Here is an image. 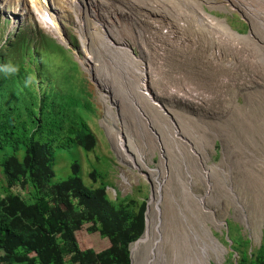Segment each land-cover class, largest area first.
Segmentation results:
<instances>
[{
  "label": "rangeland",
  "instance_id": "obj_1",
  "mask_svg": "<svg viewBox=\"0 0 264 264\" xmlns=\"http://www.w3.org/2000/svg\"><path fill=\"white\" fill-rule=\"evenodd\" d=\"M48 1L69 48L47 32L25 0H0V45L22 26L44 32L63 48L66 58L78 64L77 85L83 80L90 92L95 114L87 123L96 147L88 155L78 152V160L74 154H61L55 181L64 180L77 160L85 184L97 185L89 176L96 169L107 174L111 200L131 194L137 202L148 203L149 209L153 181L161 179L157 192L162 204L155 217L161 245L155 264L174 263L181 244H193L192 234L203 230L223 249L218 264H224L233 252L228 222L238 229L234 235L250 241L248 253L258 248L264 231V0ZM238 4L259 14L262 23L254 27L236 9ZM200 9L224 21L231 32L217 22L206 25L199 18ZM124 45L141 62H128ZM116 48H121L120 54ZM87 59L96 66L97 75L86 71ZM54 61L60 64L64 58ZM142 72L148 73L153 96L186 145L170 141L167 122L144 101L136 103L158 133V142L149 136L153 129L145 128L146 119L133 108L120 109L128 91L137 89L129 85L138 84ZM101 92L112 93L117 121L105 116ZM109 126L129 134L140 150L135 155L144 156L146 168L137 160L130 165L121 158ZM7 154L0 153V160ZM12 190L26 193L19 185ZM146 252L142 250L136 264H146ZM209 256V264H216L210 251ZM232 256L235 262L236 253Z\"/></svg>",
  "mask_w": 264,
  "mask_h": 264
},
{
  "label": "trees",
  "instance_id": "obj_2",
  "mask_svg": "<svg viewBox=\"0 0 264 264\" xmlns=\"http://www.w3.org/2000/svg\"><path fill=\"white\" fill-rule=\"evenodd\" d=\"M78 75V64L36 28L22 26L0 45V153L8 152L0 160V264H131L146 203L131 194L111 200L107 174L96 169L89 176L97 185L85 184L77 155L96 147L87 123L95 108ZM65 153L77 160L55 181ZM227 228L233 252L224 264H264V231L248 253L250 241Z\"/></svg>",
  "mask_w": 264,
  "mask_h": 264
},
{
  "label": "bare ground",
  "instance_id": "obj_3",
  "mask_svg": "<svg viewBox=\"0 0 264 264\" xmlns=\"http://www.w3.org/2000/svg\"><path fill=\"white\" fill-rule=\"evenodd\" d=\"M53 1H54V4H56L58 2V0H53ZM235 1H238V0H235ZM25 2L27 4H30L32 6V8L36 11L35 14H36L37 18L42 22L41 24H43L42 26L45 27L47 32H50L51 34H53V36L56 37L57 40H59V42L64 43V44L67 45V41H66L65 37L63 36V32L61 31V29L59 27L58 19L51 14L52 13L51 12L52 9H51V4L49 3V1L48 0H30V1L29 0H25ZM75 2H76V0H74V4H75ZM237 6H238V8H236V7L235 8L238 11H241V14L243 16H245L246 18H248V20L252 24H254V27H256L257 24H261L262 23L261 22L262 19L259 17V14L255 15L254 12H252L246 6L239 7V6H241L239 4ZM202 16H204V19L201 18ZM199 18L201 20L205 21L206 25H208V26L212 25V22H217L219 25L223 24L222 26L225 28V30L229 31V28L224 23V21H221V20H218V19L215 20L216 18H214V17H212V16H210L208 14H205L201 9L199 10ZM253 18H254V20L257 18L256 19L257 21L254 22ZM40 21H38V22H40ZM209 27H211V26H209ZM181 28H183V27H181ZM229 32H231V30ZM232 34L234 36V33H232ZM122 48H125V49H122V50H124V52L126 51V53L128 54V62L135 61V64L138 61L141 62L140 60L136 59L135 56H133V54H132V52H131L129 47H126L124 45V47L122 46ZM114 50L118 54H120V52H121V48L120 49L116 48ZM217 55H218V52H217ZM131 63H133V62H131ZM85 64H86V71L87 72L90 73L92 71L96 75L98 74L97 71H96V68H95L96 66L94 64L90 63L89 59H87ZM131 65H133V64H131ZM138 75H140L138 84H136L135 82H131V84L128 83V84H130L129 85L130 88L132 86H134V88L136 87L137 89H135V91H133V90L132 91H128L129 92L128 99L125 100V101L123 100L125 103L122 100H121V102H119L120 109H122L123 112H124L127 109L130 111V109L133 108L134 113L139 114L142 119H146L147 120V122L143 121L145 128L148 129V130L149 129H153L150 126L151 123H150L148 117L143 113V111L139 107V104L136 103V101L138 102V100L139 101L140 100L144 101L145 103H147L153 109L155 108V111L158 113L159 117L167 122V124H168L166 126L167 132H168V130L171 132V134L169 135L170 136V141L172 140V141L175 142V140H176L177 144L186 145L187 142L184 140V138L181 137V135L179 133L180 131L178 130V128L174 126L173 122L169 121V114L166 112L164 107H162L161 104L159 102H157L156 97L153 96V92L151 91V87H150L148 73L144 74V72H142V74L138 73ZM127 80L130 81L132 79L128 78ZM155 95H156V93H155ZM112 98H113V96H112L111 92L109 93V95H104V92L102 93V95H99V101L103 105V108H104V111H105V116H107V119L117 121L115 116H113L114 115L113 112L115 110H118V108L115 109L113 107L112 101H111ZM108 128H109V131H110L114 141L116 142L117 149L120 152L121 158H123V160L126 163L128 162L130 165H135L136 160H137V162H141L142 163V169L146 168V166L143 163L144 160H142V158H144V156L143 157L142 156H138L137 157L135 155V150L138 151V149L134 146V143L132 142L131 138L128 136L129 134L126 136L127 133H124L123 129H120V128H118L117 131H115L113 129L114 126H109ZM126 128H128V127H126ZM131 130H132V128H131ZM150 132L152 134L150 133L149 136H151L153 138V140L156 139V142L160 141L158 133L155 132L154 129L152 131H150ZM152 138H150V140H152ZM185 142H186V144H185ZM190 149H192V148H190ZM132 153H134V156H133ZM138 168L140 169L141 167H138ZM156 178H154V180ZM124 180L126 182H128V179L125 178ZM153 184H154L153 185L154 189H153V193L151 194V199L149 200V209H148V206H147V211H146V227H145L144 234H143L140 242L138 244H134L131 247L132 256H133V264L137 263V262L135 263V261L138 260V258L140 256V253L142 252L143 249H147L146 259H145V263L146 264H155L156 258L158 257V256L156 257V254L158 252L159 246L161 245V243H160V241H161V233H160L159 224L156 223L155 217L157 215L158 209L161 207V204H162V201H160L161 196L157 192V189H158L157 186L158 185L161 186L162 185V181H161V179H159V180L157 179V182L153 181ZM203 202H204V200H203ZM209 234H210L209 232H206L204 230H203V233H195L194 232L192 234L194 243L191 244V245L181 244L182 245V249L180 251H179V249H177V253L176 252L174 253V258H173L174 260H172V261L173 262L175 261L174 263H176V264H209V262H210L209 251H210V254H211L213 260H215V263L216 264L220 263V260H221V257L223 256V252L224 251H223V249L221 247L217 246L214 242L211 241ZM189 236H190V234H189ZM185 237L187 238V236H185ZM183 242L184 241H182L181 243H183ZM174 249H176V248H174ZM154 252H155V254H154ZM174 263H172V264H174Z\"/></svg>",
  "mask_w": 264,
  "mask_h": 264
},
{
  "label": "water",
  "instance_id": "obj_4",
  "mask_svg": "<svg viewBox=\"0 0 264 264\" xmlns=\"http://www.w3.org/2000/svg\"><path fill=\"white\" fill-rule=\"evenodd\" d=\"M63 36H64V35H63ZM64 37H65V36H64ZM53 38L57 39L56 37H53ZM62 45H63L65 48H69V47H68V45H69L68 42H67V45L64 44V43H62ZM147 206H148V203L146 204V210H145V212H144V230H143V233H142L141 236L138 238V240H137L136 242H134L133 244H138V243L140 242V240H141L143 234H144L145 227H146V211H147ZM159 225H160V224H159ZM159 236H160V235H159ZM146 251H147V249H146ZM130 258H131V264H133V256H132V249H131V246H130ZM234 264H236V262H235Z\"/></svg>",
  "mask_w": 264,
  "mask_h": 264
},
{
  "label": "clouds",
  "instance_id": "obj_5",
  "mask_svg": "<svg viewBox=\"0 0 264 264\" xmlns=\"http://www.w3.org/2000/svg\"><path fill=\"white\" fill-rule=\"evenodd\" d=\"M53 9V8H52ZM39 23V22H38ZM40 24V23H39ZM20 28V27H19ZM64 35V34H63ZM11 36V34L10 35H7V38H5V40H7L8 39V37H10ZM55 39V38H54ZM66 39V38H65ZM5 40H4V42H5Z\"/></svg>",
  "mask_w": 264,
  "mask_h": 264
}]
</instances>
